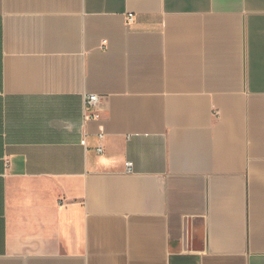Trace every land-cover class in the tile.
I'll return each instance as SVG.
<instances>
[{
    "label": "crops",
    "instance_id": "1",
    "mask_svg": "<svg viewBox=\"0 0 264 264\" xmlns=\"http://www.w3.org/2000/svg\"><path fill=\"white\" fill-rule=\"evenodd\" d=\"M0 264H264V0H0Z\"/></svg>",
    "mask_w": 264,
    "mask_h": 264
},
{
    "label": "built area",
    "instance_id": "2",
    "mask_svg": "<svg viewBox=\"0 0 264 264\" xmlns=\"http://www.w3.org/2000/svg\"><path fill=\"white\" fill-rule=\"evenodd\" d=\"M133 16L132 13H128V19H131V17ZM98 101V96L96 94H88L84 97V116L86 118H96L97 115L96 113L90 112L92 109H94L96 107V103ZM98 151H101V148H98ZM126 165V170L128 172L132 171V162L131 161H127L125 163Z\"/></svg>",
    "mask_w": 264,
    "mask_h": 264
}]
</instances>
